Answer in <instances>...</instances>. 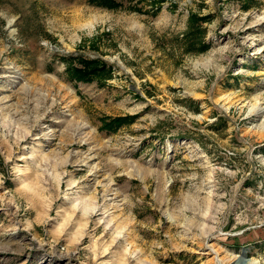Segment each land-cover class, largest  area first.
<instances>
[{
	"label": "rangeland",
	"instance_id": "1",
	"mask_svg": "<svg viewBox=\"0 0 264 264\" xmlns=\"http://www.w3.org/2000/svg\"><path fill=\"white\" fill-rule=\"evenodd\" d=\"M116 1L0 0V264H264V0Z\"/></svg>",
	"mask_w": 264,
	"mask_h": 264
},
{
	"label": "trees",
	"instance_id": "2",
	"mask_svg": "<svg viewBox=\"0 0 264 264\" xmlns=\"http://www.w3.org/2000/svg\"><path fill=\"white\" fill-rule=\"evenodd\" d=\"M91 3L104 7L107 9H119L123 7V4L116 1V0H89ZM147 1V0H139ZM152 5H156V2L151 1ZM134 9L141 10L142 8H137V4L134 5ZM198 22L199 19L195 18ZM193 23V22H192ZM194 25V23H193ZM196 33L193 32L191 34L194 38V35ZM203 48H205L203 44ZM61 60L63 63L66 64V73L68 78L72 82H82V83H91L94 81H97L98 85L100 87H104L106 85L105 81L108 79H111L113 77V68L111 65H106L102 60L100 59H88L84 57H74V56H67L62 57ZM135 119L134 117H116V118H108L103 121V126L108 131L117 130L120 128L123 123L126 120L133 121Z\"/></svg>",
	"mask_w": 264,
	"mask_h": 264
},
{
	"label": "bare ground",
	"instance_id": "3",
	"mask_svg": "<svg viewBox=\"0 0 264 264\" xmlns=\"http://www.w3.org/2000/svg\"><path fill=\"white\" fill-rule=\"evenodd\" d=\"M251 260V259H250ZM244 264V263H243ZM247 264H252V263H250V261H248V263Z\"/></svg>",
	"mask_w": 264,
	"mask_h": 264
}]
</instances>
